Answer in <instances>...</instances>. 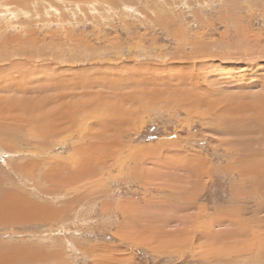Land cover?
Masks as SVG:
<instances>
[{"label": "rangeland", "instance_id": "374dc122", "mask_svg": "<svg viewBox=\"0 0 264 264\" xmlns=\"http://www.w3.org/2000/svg\"><path fill=\"white\" fill-rule=\"evenodd\" d=\"M4 79L0 264H264V0H0Z\"/></svg>", "mask_w": 264, "mask_h": 264}, {"label": "bare ground", "instance_id": "6f19581e", "mask_svg": "<svg viewBox=\"0 0 264 264\" xmlns=\"http://www.w3.org/2000/svg\"><path fill=\"white\" fill-rule=\"evenodd\" d=\"M55 80V79H54ZM11 83L8 81V80H6V79H4V80H2V81H0V88L1 89H3V91L4 92H6V93H11V92H13V90H11V88L9 87V85H10ZM16 91V90H15ZM18 92V91H17ZM16 96V95H15ZM67 96V95H66ZM54 103V102H53ZM21 104V103H20ZM45 105H47V102H45L44 103ZM8 105H10V104H8ZM12 105H14L15 107H16V110H21V108H22V111H24V109H30V111H31V108H29V106H28V104L26 105H19V106H17L18 104H16V102L15 103H12ZM40 106V105H39ZM5 107V104L4 105H2L1 106V113L4 111V110H6V108H4ZM9 107V106H8ZM15 107H13V108H15ZM26 107V108H25ZM37 108V110H39V107L38 106H36ZM34 110H35V107H34ZM29 113H31V112H29ZM24 114H25V111H24ZM2 130H0V132H1ZM4 132V131H3ZM2 132V133H3ZM0 197H1V194H0ZM0 204H2V198H1V201H0Z\"/></svg>", "mask_w": 264, "mask_h": 264}]
</instances>
